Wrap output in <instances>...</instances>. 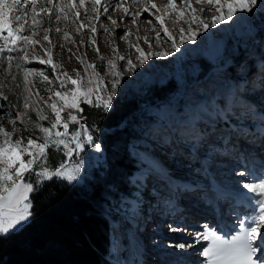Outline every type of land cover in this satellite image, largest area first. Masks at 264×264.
<instances>
[{
  "label": "rangeland",
  "instance_id": "1",
  "mask_svg": "<svg viewBox=\"0 0 264 264\" xmlns=\"http://www.w3.org/2000/svg\"><path fill=\"white\" fill-rule=\"evenodd\" d=\"M151 1L161 5L167 2V0ZM73 2L78 3L79 0H73ZM115 2L116 0H113V4ZM221 2L240 3L244 0H221ZM106 3L107 0H101L100 12H102V6ZM130 3V0H126L125 6L129 8ZM85 4L86 7L90 6V0H85ZM202 5L206 8L205 14L200 18L210 24L212 13L207 10L211 8V5L207 3L197 4L193 0V7L199 9L203 8ZM83 11L81 9L82 13ZM109 12L112 18L116 20H119L122 15L120 11H112L111 8ZM259 13L262 14L257 19L255 18L256 13L249 20L238 24L226 22L217 24L216 27L209 26L207 31L198 28L195 23H175V17L173 16L170 21L178 28L171 31L183 28L187 33L189 27H191L193 31L198 33L194 37L195 42L185 35L184 42L181 43L180 37L176 35L174 39L183 51L174 52L171 49L172 42L164 38L163 33H161L159 43L153 41L151 51L154 55L145 65H139V62L135 59L136 53H134V49L129 48L128 43L120 40L114 34H104L103 29L100 27L101 23L104 24L109 29V33L122 32L127 28L131 32L128 41L135 45L138 38L145 37L149 31L136 30V25H132L130 22L131 17L125 18L127 24H120L122 27L112 25L107 20V14L101 15L99 21H77V23L85 25V28L81 30L83 44L88 45L90 37L95 41L94 46L87 47L82 46L81 36L76 34L72 21L69 20L67 21V31L70 33V40L75 43L62 40V34L52 31L49 33V37L53 44V51L45 55V49L48 47L49 42L42 40L43 31L33 37V40L39 41V43L28 47L30 63L23 66L26 68L34 67L48 75L52 73V66L48 63L40 64L39 60L47 61L51 57L53 64L62 65V67H57L56 75L51 76L54 81L51 84L39 75L29 76L30 83H35V88H30L29 92L24 91L23 75L16 68L18 53H5L0 56V122L8 129L16 128L14 138L21 136L38 138L41 135L38 130L34 131L32 128V123L36 122L34 111H29L27 120L23 122L18 120L14 126L9 124L8 120L15 119L17 112L25 111L23 108L25 98L28 99L29 105L33 108H44L45 113H49V110L42 103L50 95L49 92L45 91V88L63 92L64 89L60 88L61 74L66 72L73 79H76V72L73 70L75 69L80 73V80L76 85L70 83L66 85V88L71 89L72 87H79L80 82L87 85L89 79L93 80L92 87L100 86L93 75L94 72L99 73L104 81V84L100 87H103L107 92L111 88L113 77L105 74L106 68L102 65H106L108 59L114 58L112 47L117 49V55L114 59L118 65L125 63L119 60L120 55L130 56L133 63L137 65L134 73H129L117 67V71L121 73L122 78L117 86L116 95L112 98L113 106L107 112L102 108L92 107L89 104H79V107L83 109L78 114L83 117L80 123H84L86 127L92 130L99 129V131H95L94 138H98L102 144V153H97L94 149L88 147L87 158L81 160L75 155L65 157L62 150L54 147L46 150L49 162L53 165L58 164L61 160L69 167L75 164L80 165V175L77 179L64 181L70 184H81L84 180L92 178L95 171L100 170L102 167L104 170L108 168L102 132L109 133L113 128L101 126L100 129L96 125L97 123L90 122L92 120L89 115L100 119L104 117L103 115L115 110L121 103L135 101L137 107H135L133 113H130L126 119L120 120L117 126V128L126 125L129 127L128 132L131 135L129 152L132 154L131 149L133 146L137 151L147 150L158 158L162 168L169 171L168 174L175 182L192 185L193 188L199 186L197 191L169 192L161 189V191H164L165 197L173 200L174 208L168 209L163 205L161 197L153 192L154 187L160 188L155 180L148 181L145 187L140 188L138 195L132 194L133 188L129 184L130 195L127 198L130 201L137 202V212L135 218H131V216L126 219L120 218V224L126 223V227H122L121 224L115 235L113 231L110 232L109 260L111 264H115L116 261H119L120 264H127L126 252L129 255L131 254L133 259L131 264H141V262L143 264H161L162 260L170 259L161 257L158 250H155L156 245L153 243L154 228L162 216L165 222L173 218L177 220L186 218L189 227L205 223L206 219L199 212H207L209 208L215 206V200L209 204L201 199L200 192L202 190H207V187L209 188L220 180L221 182L215 187L222 193V200L225 201L231 197L226 195L229 194L230 189H236L231 185L232 181L229 182L225 179L227 174L235 175L247 169L248 172L252 173V176L248 177L251 179L264 172V143L261 140L264 138L262 131L264 129V119H262L264 117V12ZM90 15L94 14L90 13ZM93 24L97 28L96 33L89 31ZM57 26L64 29L63 22L59 24L49 22L47 18L44 19L42 24V27H51L52 29ZM166 26L168 27L167 24ZM150 32L155 34L151 30ZM3 34L7 35V32ZM59 43H63L64 47L57 48ZM139 46L145 50L148 47L142 39H139ZM95 48H98L100 54L105 57L104 61L97 58ZM67 49H71V52H68ZM169 52H171V55H168ZM155 53H164L165 55L157 56ZM7 55H12L14 58L10 68L7 65ZM33 56L36 59H32ZM81 60H84L85 63L95 64L97 67L87 69L86 74L85 64H82ZM13 75L16 76L15 80L12 79ZM166 86H171L172 90L166 94H157L160 93L158 90ZM229 88L236 89L237 101L234 112L226 120L190 122V111H198L201 107L209 105L214 98L220 99L224 90ZM37 92H39V95H37ZM65 99L68 103H71V93ZM92 99L95 100L96 97L93 96ZM53 100H57V98L53 96ZM57 103L59 106L64 101L59 100ZM68 113L77 114L75 109L66 107L61 112L62 123ZM41 123L44 126H49L47 121ZM73 128L78 129L79 125L69 123V132ZM56 131L64 132V128L58 126ZM0 137H2V134H0ZM222 137L228 138L227 145L224 144ZM248 141L252 144H258L257 147ZM62 148L63 146H61ZM225 149H227L226 152ZM246 155H248L247 161L244 159L247 157ZM24 158L27 159V157ZM136 168V171L130 176L137 174ZM252 168L253 171H251ZM102 174L104 175V171H102ZM30 177L35 180L31 173H25V180ZM220 177L223 181L219 179ZM241 178L245 179L244 176H241ZM46 181L49 180H44L42 183ZM106 186L108 189H112L111 185ZM220 186L225 190H221ZM233 193L231 191L230 194ZM224 195L226 197H223ZM237 209L238 207L234 205L233 210L236 211ZM172 212H175V217H173ZM165 213H167L166 216H164ZM146 220L148 224L145 223ZM26 222H22V225ZM139 226H141V230L138 231ZM129 227H133V234L135 232L138 234L140 231L146 234L143 239L142 260L141 257L133 256L128 248L126 250V244H129L131 239L125 237L126 231L131 230ZM172 235L170 234V238ZM174 235L179 237L178 234ZM131 245L133 246V244ZM199 247L197 245V248ZM168 250L170 251V249ZM181 255L187 258L184 264H196V261L203 259L196 249L181 251Z\"/></svg>",
  "mask_w": 264,
  "mask_h": 264
},
{
  "label": "snow or ice",
  "instance_id": "2",
  "mask_svg": "<svg viewBox=\"0 0 264 264\" xmlns=\"http://www.w3.org/2000/svg\"><path fill=\"white\" fill-rule=\"evenodd\" d=\"M126 0H107V3L101 7V0H90V6L86 7L85 0H79L74 3L73 0H0V56L3 54L18 53L16 57V68L23 75L24 91L29 92L30 88H35V83H30L29 76L39 75L49 84L54 83L51 76L56 75L57 65L52 63L51 57L47 61L39 60L40 64L48 63L52 66V73L45 75L43 71L33 68H26L23 65L30 63L28 47L39 43L33 40L40 31H43V41H48V47L45 49V55L53 51V44L50 41L49 33L55 31L62 34L64 41L75 43L70 40V33L67 31V21L71 20L73 28L77 35L81 36L82 46H94L95 41L90 37L88 45L83 44V35L81 30L85 28L83 23H77L79 20L99 21L100 16L107 14V20L114 26L127 24L125 18L131 17V24L145 23L151 26V31L155 32L154 37L138 38L137 44L133 45L128 41L131 35L130 30L125 28L122 32L109 33V29L100 24L103 33L106 35L114 34L120 40L128 43L129 48L134 49L135 59L139 65H145L147 61L154 55L151 51L153 41L159 43L161 33L168 41H171V49L174 52H182L174 37L178 35L181 43L187 35L193 39L198 34L189 27L187 33L183 28L177 31H170L166 26V20L175 17V23H195L198 28L207 31L209 26L216 27L217 24L231 22L238 24L239 22L249 20L257 12H264V0H244L240 3H227L221 0H195V3H207L211 8L207 11L212 13L210 24L200 17L205 14V9L193 7V0H167L163 5L152 3L151 0H131V4L135 5L139 10L130 11L125 6ZM112 11H120L122 13L119 20L113 19L109 9ZM83 9V13L81 12ZM227 10L226 12L224 10ZM94 14V15H90ZM187 13V15H185ZM146 14V15H145ZM143 17V18H142ZM49 22L64 23V29L57 26L55 29L51 27H42L44 19ZM142 18V19H141ZM91 33H96L95 24L89 29ZM147 31V30H146ZM7 32V35L3 33ZM139 39L146 44L147 50L139 46ZM195 42V41H194ZM111 46V45H109ZM63 43H59L57 48H63ZM97 58L101 61L105 57L100 54L99 49ZM113 57L117 55V49L111 48ZM71 52V49H67ZM157 56H164V53H155ZM171 55V52L168 53ZM114 58L107 60L106 75L113 77L111 88L105 92L103 87L104 81L99 73L94 72L96 81L100 86L92 87L93 80L89 79L87 85L80 82L79 87L66 88L67 84L76 85L80 80V73L77 70L76 79H73L68 73L61 74L60 88L63 92L56 89L45 88L50 95L47 100L42 103L49 110L45 113L44 108H33L29 105L28 99H24V112H17L15 119H9L8 123L15 125L16 122L27 120V113L34 111L36 114V122L32 123L34 131L38 130L41 134L38 138H28L21 136L14 138L16 128H6L0 122V234H12L18 231L22 226V222L29 220L32 215L30 209L33 202L30 194L38 192L44 186L42 181L51 180L52 178H60L62 180L74 181L80 175V165L75 164L69 167L63 160L53 165L49 162V156L46 150L50 147L62 150L65 157L78 156L81 160L87 158V148L90 147L97 153L103 152L102 144L98 138H94L95 131L86 127L84 123H80L83 117L78 114L83 111L79 104H89L92 107L102 108L105 112L112 107V98L116 95L117 86L120 84L121 73L117 71V67L126 70L129 73L136 72L137 65L133 63L130 56L120 55L119 60L124 61L122 65H118ZM7 65L10 68L13 61L12 55H7ZM36 59V57H32ZM79 59V58H78ZM85 73L87 69H95L97 66L92 63H85ZM58 77V78H61ZM15 80L16 76L13 75ZM19 86V85H17ZM71 93L72 101L68 103L65 97ZM103 93V94H102ZM23 95V94H22ZM39 95V92H37ZM53 96L57 100H53ZM96 99L93 100L92 97ZM6 98V97H5ZM63 100L64 103L58 106V101ZM237 101L236 89H225L220 99L214 98L209 105L201 107L198 111H190V122L198 120H215L224 119L234 112ZM73 108L77 114L68 113L63 119L61 112L65 108ZM264 119V117H262ZM47 121L49 126H44L41 122ZM31 123V121H29ZM69 123L78 124L79 128H73L69 132ZM58 126L64 128V132L56 131ZM264 131V129H262ZM39 140V142H37ZM225 145L228 143L227 137H222ZM61 146L63 148L61 149ZM195 150V149H194ZM227 149H225V152ZM137 163V174L128 177V183L133 188L134 195L139 194V189L145 187L148 181L155 180L160 188H153L158 196L161 197L163 205L168 209L174 208L171 198L164 196V191L182 192L197 191L199 186L193 188L192 185L177 183L163 169L157 157L147 150L137 151L135 146L131 149ZM224 154V153H221ZM24 157H27L25 159ZM38 169V170H37ZM25 173H31L35 180H25ZM245 179L236 181V189L233 195L236 197L237 203L245 210L234 212V220L218 222L217 226L208 223L192 225L189 227L186 218L177 220L173 218L165 222L160 219L154 228V242L161 257L170 259L162 260L161 264H184L186 257L181 255V251L188 249H196L203 259L196 261V264H264V172L259 173L253 178L252 173L245 169L238 173ZM246 189L247 191H243ZM200 198L211 204L216 199L222 198V193L213 186L211 189L202 190ZM246 198V199H244ZM136 201H130L127 196H121L119 201L114 203L109 209L110 213H116L118 217L126 219L129 216L135 218L137 212ZM167 213L164 214L166 216ZM175 217V212H172ZM220 223L224 226L220 227ZM121 227L120 221L114 219L110 223L113 234L119 231ZM170 234H178L179 239L172 240ZM187 237V238H186ZM165 244L167 247H165ZM197 245L200 247L197 248ZM168 249H173L169 251ZM115 264H120L116 261Z\"/></svg>",
  "mask_w": 264,
  "mask_h": 264
},
{
  "label": "trees",
  "instance_id": "3",
  "mask_svg": "<svg viewBox=\"0 0 264 264\" xmlns=\"http://www.w3.org/2000/svg\"><path fill=\"white\" fill-rule=\"evenodd\" d=\"M171 90L166 86L157 94ZM135 107V101H125L100 119L87 113L99 128H113L102 132L108 168L81 184L58 178L43 182L40 191L30 195L29 220L12 234H0V264H111L110 223L121 219L109 209L120 196L130 195L128 177L137 166L129 152V127L117 126Z\"/></svg>",
  "mask_w": 264,
  "mask_h": 264
},
{
  "label": "bare ground",
  "instance_id": "4",
  "mask_svg": "<svg viewBox=\"0 0 264 264\" xmlns=\"http://www.w3.org/2000/svg\"><path fill=\"white\" fill-rule=\"evenodd\" d=\"M131 1V0H130ZM152 2V1H151ZM158 5H161V4H158ZM202 7H203V5H202ZM206 7H203V9H205ZM129 9L131 10V11H133V12H135V11H138L139 9L135 6V5H132L131 3H130V7H129ZM262 13H259V12H257V16H255V18L257 19L260 15H261ZM166 24L168 25V28L170 29V31L171 30H174V29H177L178 27L174 24V23H172L171 21H170V19H168V20H166ZM120 27H122L121 25H120ZM135 29L136 30H142V29H144V30H147V31H149V32H147V34H146V36L147 37H149V36H152V37H154L155 36V34L154 33H152V32H150V29H151V26L150 25H148V24H145V23H138L137 25H136V27H135ZM251 171H253V168L251 169ZM169 171L167 170V173H168ZM235 172V171H234ZM225 179H227V181H229V182H231V185L232 186H234V187H236V181H241V180H243L242 178H241V176L239 175V174H235V175H232V174H227V178H225ZM245 192L247 191V190H244ZM227 196H231V197H233V198H231L232 200H235L234 199V195L233 194H226ZM226 195H224L223 197H226ZM244 199H246V198H244ZM198 213V212H197ZM145 223H147L148 224V221L146 220V222ZM143 224V223H142ZM146 224V225H147ZM223 225V223H220V226H222ZM127 225L126 224H122V227H126ZM140 227L141 226H139V229H138V231L139 230H141L140 229ZM129 228H131V230L129 231V230H127L126 231V234H125V237H130L131 239H130V243L129 244H126V247L128 248V251L130 252H132V253H137V257H141V260H142V253H143V245H144V243H143V239H144V237L146 236V234H143V231H140V232H138V234H137V232H135V234H133L134 232H133V230H132V228L133 227H129ZM137 234V235H136ZM142 234H143V236H142ZM148 237V236H147ZM141 238H142V243H141ZM177 238H179L178 236H176V235H172V237H171V239L172 240H177ZM154 239V238H153ZM128 240V239H127ZM134 241V242H133ZM146 242V241H145ZM141 243V244H140ZM153 243H154V245H156V243L154 242V240H153ZM131 244H133V246L131 245ZM165 247H167V245L165 244ZM142 249V250H141ZM144 249L146 250V247L144 246ZM141 250V251H140ZM155 250H157V247H155ZM170 251H173V249H170ZM191 251H192V249H191ZM141 253V254H140ZM132 261H133V259L131 258V254L128 256V258L126 259V262H127V264H131L132 263ZM141 264H143L142 262H141Z\"/></svg>",
  "mask_w": 264,
  "mask_h": 264
}]
</instances>
